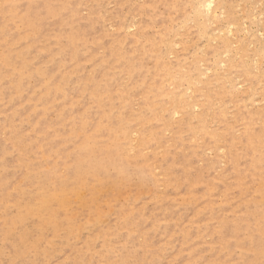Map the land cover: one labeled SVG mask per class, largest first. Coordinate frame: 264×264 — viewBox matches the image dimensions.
Here are the masks:
<instances>
[{"label":"rangeland","instance_id":"rangeland-1","mask_svg":"<svg viewBox=\"0 0 264 264\" xmlns=\"http://www.w3.org/2000/svg\"><path fill=\"white\" fill-rule=\"evenodd\" d=\"M223 3L0 0V264H264V0ZM43 180L83 203L5 240Z\"/></svg>","mask_w":264,"mask_h":264},{"label":"bare ground","instance_id":"bare-ground-1","mask_svg":"<svg viewBox=\"0 0 264 264\" xmlns=\"http://www.w3.org/2000/svg\"><path fill=\"white\" fill-rule=\"evenodd\" d=\"M213 4L215 5V8L220 9L222 11L225 8L227 9V11L225 12V15H226V20L228 21L229 25H233V21L237 22V19L234 16V13L230 9V6L225 7L223 5L224 4L223 0H195V4H193V7H192L194 17L202 18L204 22L203 16L205 14H206L205 15L206 18H209L210 16L208 14L212 13V11L215 13V11L213 10ZM201 28H202L201 32L205 34L206 29L204 25H201ZM228 29H230V27ZM244 48L245 46H243V48H241L240 50L244 52ZM222 53H225L227 55L226 61H223V60L218 61V58L220 57ZM214 54H215L214 61L216 65L222 62H226L227 67L234 66L235 52L231 50L229 43L226 41V39L222 40L220 48L215 50ZM246 62H244L245 67L249 65L248 62L247 63ZM85 148L86 147H83L82 149H85ZM99 167L100 165H98V163H96L95 161L92 162L90 158H84V157L78 158L75 164L74 172H73L74 183L77 186L78 185L83 186L84 184L83 177L88 173H97V172L101 173L102 170ZM91 190H92L91 193H93L92 199L95 201L96 200L95 193H99V190L98 189H91ZM20 192L26 193L24 189H21ZM35 193H39V195L37 196L36 199L31 200L30 203L24 205L25 213L19 214L14 219L12 218L8 221L9 227L4 234L5 240L11 241V242L14 241V243L21 244L22 247L24 248H32V247L36 248V246L38 245L37 238H35L29 245L27 244L29 234L33 231L41 232L45 230L46 228L52 227V230H56L54 231V233H57V228L61 226V222H59L56 218L57 211L58 210L66 211L68 207H70L69 206L70 198L72 196L75 199H78L83 203V197L80 194L81 192L79 188L75 187L71 190H68L65 186H60L59 189H57L56 191H50L47 187V183L45 180L40 182V186L36 189ZM261 197L264 198V193L261 195ZM27 217H36L39 224H37L36 226H33L32 229L24 227ZM95 222L97 224L100 223V218H96ZM18 226L21 229L19 231L15 230L14 232L16 233L15 235L13 234V229H16Z\"/></svg>","mask_w":264,"mask_h":264}]
</instances>
